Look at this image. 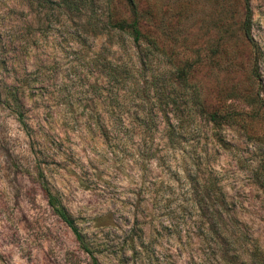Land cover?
<instances>
[{"label": "rangeland", "instance_id": "obj_1", "mask_svg": "<svg viewBox=\"0 0 264 264\" xmlns=\"http://www.w3.org/2000/svg\"><path fill=\"white\" fill-rule=\"evenodd\" d=\"M135 2L0 0V264H264V0Z\"/></svg>", "mask_w": 264, "mask_h": 264}, {"label": "trees", "instance_id": "obj_2", "mask_svg": "<svg viewBox=\"0 0 264 264\" xmlns=\"http://www.w3.org/2000/svg\"><path fill=\"white\" fill-rule=\"evenodd\" d=\"M126 5L128 7V10L130 12L129 20L125 19H118L114 20L112 17H109L107 20L106 27L108 30L115 31L117 33L123 34L128 36L130 41L132 42L133 48H135L136 53L139 55L140 64L144 66V57H147V54L144 53L145 49H142V45L146 44V47H154V42L142 32L140 29V22H139V13L138 8L135 0H125ZM246 12H245V19L243 23V29L245 36H249L250 32V22H251V13L250 9L248 7V4H246ZM126 70V69H125ZM139 71V70H138ZM137 71V72H138ZM179 76V83L185 82L186 75L182 74V72L178 73ZM8 87V93L10 96L13 97V100H15L18 103L17 95H14L10 92V86ZM195 97V96H194ZM260 102V108L264 110V101L259 100ZM198 106V105H197ZM203 115L212 123L214 124H220L221 120L226 119L225 121H228L232 119L233 113L227 112L226 114H219L218 112H212L207 113L204 110H202ZM21 123H24L23 120H20ZM25 124V123H24ZM26 125V124H25ZM98 128L101 130L102 136H109V131L112 129V126L110 124H99ZM170 141H173L174 133L171 132L168 136ZM43 192L46 196L47 203L53 210L54 214H56L72 231L73 235L75 236L76 240L80 244V246L83 248V250L90 255H92L91 248H90V242H88L85 235L82 233V231L78 228L77 224L75 223V220L69 215L66 208L61 203L58 196L52 194L50 189L46 186H43ZM93 259V264H96L97 260L95 257Z\"/></svg>", "mask_w": 264, "mask_h": 264}]
</instances>
